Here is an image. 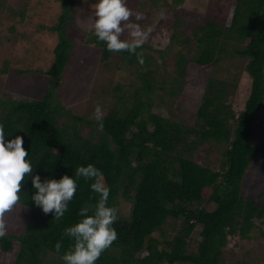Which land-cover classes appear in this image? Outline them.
<instances>
[{
    "label": "trees",
    "instance_id": "1",
    "mask_svg": "<svg viewBox=\"0 0 264 264\" xmlns=\"http://www.w3.org/2000/svg\"><path fill=\"white\" fill-rule=\"evenodd\" d=\"M5 1L0 0L1 7ZM31 1L45 9L44 2L60 7L56 25L36 28L48 29L58 41L37 46L16 40L15 65H7L5 72L22 85L21 80L44 77L38 84L46 91L41 98L0 97V125L9 139L23 137L29 153L25 159L31 160L42 182L67 174L78 186L57 220L35 206L31 196L38 190L26 175L20 199L4 214L2 251L12 254L18 247L13 264H63L60 255L74 243L64 229L78 222L82 206L99 200L91 179L75 177L77 167L91 163L110 188L108 204L118 210L113 225L118 238L95 264H224L229 237L250 240L256 222L264 220V201L244 193L251 165L264 150L256 142L264 108V0H236L226 18L202 21L192 12L177 10L184 1L175 0L177 14L167 47L155 48L162 41L143 43L136 53L108 51L94 29L84 33L83 44L73 40L79 17L73 10L76 0ZM17 14L25 16L24 11L13 12ZM138 23L142 26V20ZM125 33L121 39L130 40ZM75 51L77 58L84 52L90 57L77 59ZM171 56L173 73L167 70ZM236 58L252 82L239 113L230 103L229 90L236 83L216 75L217 68ZM115 60L128 79L117 83L111 105L103 109L101 129L95 118L67 109L58 92L70 66L79 70L69 81L77 87L92 81L91 70L88 78L86 70L116 66ZM188 84L204 91L193 121L181 116L182 107L173 117L156 113V101L164 98L176 107ZM201 151L206 158L221 153L220 166L200 163ZM122 200L130 206L127 215L119 210ZM198 229V250L191 252L190 240ZM57 241L62 243L60 253L54 247Z\"/></svg>",
    "mask_w": 264,
    "mask_h": 264
},
{
    "label": "rangeland",
    "instance_id": "2",
    "mask_svg": "<svg viewBox=\"0 0 264 264\" xmlns=\"http://www.w3.org/2000/svg\"><path fill=\"white\" fill-rule=\"evenodd\" d=\"M184 2L176 7L177 10L192 12L202 20H209L215 16L224 19L228 16L230 8L236 3V0H183ZM96 0H76L73 10L79 16L76 20L77 30L72 33V39L79 44L85 42L84 33L93 32L94 8L91 5ZM45 7L34 3L31 0H6L5 7L0 5V97H13L15 99H33L41 98L46 91V86L38 84L43 80L40 76L33 77V82L15 80L14 74L5 72L7 65H15L16 40H24L27 45L33 41L35 45L42 46L46 43L49 46H55L57 35H50L48 29L36 30L40 25L45 28L57 24V16L61 13L59 6L52 2H44ZM50 4L52 6H47ZM128 7L133 13H143L142 28L146 31L145 44L150 45L157 41H162L156 45L157 49H165L168 43V37L171 35L172 21L176 16L175 0H128ZM24 11V18L13 12ZM134 16V15H133ZM174 17V18H173ZM131 19V17H130ZM135 19L132 18L131 22ZM123 35V34H122ZM125 36H129L125 33ZM52 38L55 42L52 43ZM167 37V39H165ZM76 57V51H75ZM90 54L84 52L78 58L88 59ZM170 59L167 70L174 72V59ZM77 58V57H76ZM77 58V59H78ZM52 59V58H51ZM118 60H115L117 62ZM122 63L118 61L109 68L103 66L96 69H88L85 76L88 78L90 70L92 72V81L82 82L77 87L69 84L71 79H75L79 71L75 66H70L68 72L62 81L63 89L59 91L64 105L75 115H88L94 118V109L99 103L104 109L111 105L114 89L118 82H126L127 73L121 71ZM216 75L222 80H231L236 83L235 88L229 90L230 103L233 109L239 113L243 111L246 102L251 93L252 82L249 75L242 69V60L234 59L231 63H226L216 69ZM19 81V82H18ZM35 82V83H34ZM31 85V86H30ZM74 87L77 88L74 90ZM75 92L74 94H71ZM204 91L201 88L188 84L183 90L178 100V104L172 103L168 98L156 101L157 112L166 117H173L177 108L182 107L185 110L184 117L188 122L195 119V114L199 108ZM92 118V119H93ZM257 144L264 149V108L259 116L257 125ZM197 154V160L201 163H207L208 166L218 168L220 166L221 153L213 152L209 158L202 151ZM245 195H252L255 199L264 201V150L262 155L253 161L248 172L245 184ZM260 195V197H259ZM119 210L127 215L130 212V206L125 201L119 204ZM7 218V217H6ZM5 218V219H6ZM4 219V220H5ZM9 229H12V223ZM257 228L254 230L250 240H244L240 237H229L228 246L223 255L224 264H264V220L256 222ZM200 229L195 231L190 240V251L196 252L201 240L199 235ZM172 236V235H171ZM170 236V237H171ZM168 237V239H170ZM5 254L0 247V264H13L16 259V253Z\"/></svg>",
    "mask_w": 264,
    "mask_h": 264
},
{
    "label": "clouds",
    "instance_id": "3",
    "mask_svg": "<svg viewBox=\"0 0 264 264\" xmlns=\"http://www.w3.org/2000/svg\"><path fill=\"white\" fill-rule=\"evenodd\" d=\"M87 2V0H85ZM94 8V34L98 41L104 42L108 51H128L136 53L146 40V31L140 20L143 13L133 11L127 7V0H96L91 5ZM135 16L136 22L130 17ZM128 31L130 40L121 39L122 33ZM143 63L142 57H138ZM97 126L103 128L104 112L98 103L94 109ZM5 136L3 126L0 125V238L7 234L4 214L20 199L22 181L28 175L35 190L31 199L35 206L44 214L53 213L54 219H60L68 210V202L77 191V180L74 176L63 175L59 180L52 178L41 181L40 175L33 173V166L25 149L22 136ZM75 177H84L93 182L90 188L99 194V200L92 205L80 208L78 222L64 229V235L74 243L60 255L63 264H95L101 254L111 247L118 238L113 226L117 219V208L108 204L110 188L106 185L103 173L89 163L75 169ZM91 213V214H89ZM55 250L60 253L62 243L57 241Z\"/></svg>",
    "mask_w": 264,
    "mask_h": 264
}]
</instances>
